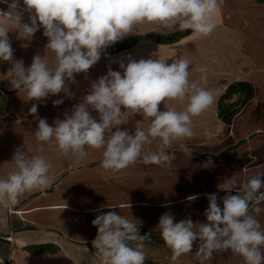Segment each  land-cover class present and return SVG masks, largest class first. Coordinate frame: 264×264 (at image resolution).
<instances>
[{"label": "clouds", "instance_id": "obj_1", "mask_svg": "<svg viewBox=\"0 0 264 264\" xmlns=\"http://www.w3.org/2000/svg\"><path fill=\"white\" fill-rule=\"evenodd\" d=\"M222 3L223 0H23L30 23L22 24L19 0H12L9 13L0 12V61L11 65L6 77L13 88L26 92L28 100L44 102L50 94L65 90L66 79L75 83L74 74L87 73L109 46L133 34L137 25L159 24L167 29L191 30L197 37L211 35L216 28L213 18ZM5 16L20 25L24 39L31 40L40 27L44 29L46 48L55 54L54 68L40 55L34 56L27 68L22 59L14 58ZM166 61L151 57L136 61L129 57L126 66L119 64L123 73L109 68L54 126L38 116V105L33 104L29 114L38 120L35 137L41 144L37 151L43 152V144L48 143L61 156L73 157L80 163L88 149H103L101 167L113 173L141 158L145 164L171 163L167 149L173 142L194 136L193 117L213 104L215 94L201 84L207 83L206 66L197 69L201 73L199 80H191V62L187 58L177 56L170 64ZM166 100L179 102L182 110L161 111L159 105ZM61 104L63 99L53 101L54 106ZM126 111L150 118L147 128L122 130ZM157 139V149L146 152L145 146ZM180 148L186 154L191 152L185 144ZM12 162L14 170L0 178V206L4 208L15 207L26 193L46 189L55 179L51 162L43 155L29 156L23 147L15 150ZM262 188V175L250 177L239 187L235 180L225 179L217 185L218 192L225 195L220 197L217 192L206 196L207 222L194 223L190 218L176 222L171 212L161 214L157 227L171 249L170 264H181L180 257L190 253L197 240L201 242L197 249L200 264L211 260L214 253L229 249L243 257L245 264H264V229L249 211L251 207L261 212L256 205L264 201ZM91 223L97 228L91 243L100 264H145L144 241L149 235H140L134 220L107 211L96 215ZM0 226H7L6 217L0 216Z\"/></svg>", "mask_w": 264, "mask_h": 264}, {"label": "rangeland", "instance_id": "obj_2", "mask_svg": "<svg viewBox=\"0 0 264 264\" xmlns=\"http://www.w3.org/2000/svg\"><path fill=\"white\" fill-rule=\"evenodd\" d=\"M218 13L222 15L219 23H228L232 26V30H227L228 32L225 30L219 32L229 35L230 47L227 45L228 48L225 45L211 47L209 41L211 35H209L195 36L159 49L161 46L155 41V37L149 36L144 39L145 41L134 43L132 47L110 54H101V59L87 73L74 74L75 83L66 79L64 91L57 95L50 94L52 101L63 99V104L52 106L50 118L53 121L62 120L65 112L69 111L73 105L79 104L90 91L92 84L99 77L106 75L109 68L123 73L119 64L123 62L126 66L129 57L136 61L150 57L166 59V62L170 64L177 56L187 58L191 62L189 68L191 80H199L201 73L197 69L206 66L207 83L201 82V84L215 94L213 104L201 115L193 117L194 136L191 139L173 142L167 149L172 157L171 163H166L164 166L145 164L141 158L135 164L113 173L101 167L103 149H88L86 158L80 163L75 162V167L71 163V166L66 168V172L70 175L63 177L62 181L75 179L74 187L77 190L75 194L80 195L77 203L84 202L89 206V208L76 209L79 212L74 214L75 235L83 237L97 235V228L91 222L96 215L107 211L119 212L120 215L134 220L136 224L159 232L160 229L157 227L159 217L165 212H171L176 222L188 218L194 223L207 222L204 216L208 207L206 196L217 193L219 183L231 178L239 187L252 176L264 175V28L261 27L263 30H259V25H264V0H223ZM142 26L143 24L137 25L133 34L117 43L120 44L139 33L168 34L179 29L178 27L167 29L159 24L146 23L141 32ZM147 53H149L148 56ZM153 53H156L155 57L152 56ZM42 58L48 61L50 68L55 67V54L51 50H47ZM231 79L250 81L255 92L254 96L233 117L231 124L227 125L218 118L216 106L220 95L218 92L223 84ZM20 97L28 99L26 92H22ZM8 98L9 104L6 108L14 113L16 117L14 121H16L19 105H15L16 109H12V96L9 95ZM168 108L182 110L183 105L172 100H166L159 105L161 111ZM92 115L98 120L97 113L93 111ZM124 119L126 124L120 127L122 130L127 128L129 131H134L135 127L146 129L150 121V118L127 111ZM14 121L0 122V164L3 162V156L14 154L18 147H23L26 152H34L41 144L35 137L36 129H31V125L25 124L17 126ZM13 122L14 126L6 130L4 125L7 126ZM54 124L55 122L50 126ZM20 130L33 133L31 135L33 138L27 139L23 144L19 143L13 133ZM236 141L239 143L233 144ZM159 143L158 139L154 140L151 145L145 146V151H155ZM180 144H185L191 150L190 154H186L180 148ZM54 149L55 147H51L48 143L43 144V154L50 162H52L50 157L53 156ZM60 160L58 159L57 165L61 164L65 158ZM53 166L56 165L53 164ZM82 172L90 174L88 176L86 174L72 175V173ZM193 196L196 199L189 198ZM120 198L118 202L136 205L133 206L136 208L122 207L117 210L110 208L111 205L118 203L116 200ZM99 204L105 206L101 211L100 207H95ZM256 206L261 208V212L256 213L250 207V214L264 229V201ZM80 216L92 220L80 222ZM90 245L92 246V243ZM143 251L147 259L159 264H170L171 249H161L145 244ZM180 261L181 264H200L197 251L181 256ZM205 264H245V262L243 257L229 249L214 253L213 258L205 261Z\"/></svg>", "mask_w": 264, "mask_h": 264}, {"label": "crops", "instance_id": "obj_3", "mask_svg": "<svg viewBox=\"0 0 264 264\" xmlns=\"http://www.w3.org/2000/svg\"><path fill=\"white\" fill-rule=\"evenodd\" d=\"M11 2L12 0H8V3L0 2V12L8 14V5ZM19 5L20 7L18 11L21 14L20 23H30V13L24 10L23 0H19ZM221 16L222 15L217 12L213 18L216 28L209 37V41L211 47L214 48L218 45H225L227 48V45H229L230 47L228 39L229 35H223L219 32H223L224 30H232V26L228 23H219ZM3 19L6 22V26L9 28L8 37L11 41L12 48L14 49V58L22 59L26 68L31 65L34 56H43V54L47 53V50L49 51V49L46 48L48 38L43 35L44 29L42 27H40L39 30L33 35L31 40H27L22 37V33L19 31L20 25L15 23L8 16L3 17ZM261 27L264 28V25H259V30H263ZM143 28L144 24L142 29L139 28L141 32L143 31ZM148 33L149 32L139 33L131 37L142 35L141 38L135 42V44H137L140 41H145L144 39H147V37L144 36ZM193 37L195 36L191 32L189 35L174 43L163 44L157 41L156 42L161 46L159 49H164L171 45H175L182 40H189ZM135 44H132L130 47ZM146 55L148 56L149 53ZM10 67L11 65L9 62L0 61V80L9 81L6 77V73ZM235 80L246 79L228 80L223 84L221 90L218 93H221L228 83ZM22 92L24 91L17 89L11 94L12 109H16L15 105H19V114H17L18 118L16 121L13 120L15 123H17V126L25 124L26 126L31 125V129H36L38 120H36L33 115L29 114V108L33 104H37L39 106L38 109L40 108V113L38 116L40 118H46L49 125L55 122L50 118L51 109L53 106L51 95L47 97L46 101L38 103L37 101L22 99V97H20L22 96ZM14 122L13 124H9L7 126L4 125L5 129L12 128V126L15 124ZM13 134L18 142L22 144L25 143L27 139L33 138L31 137L33 133H26L23 130L16 131ZM238 143L239 142L236 141L233 144ZM43 152H38L37 149H35L34 152L28 151L27 153L29 156L43 155L46 158L47 156H45ZM54 154L50 157V159L52 160V172L55 176V179L48 188L26 193L23 197H21L20 203L15 207L4 208L0 206V216L7 218V226H0V256L3 258L11 256L12 264H100L99 256L96 254L95 249L90 245L96 234H93L92 236L87 235L84 237L74 234V229L76 227V224L74 223V214L75 212H79L76 211V209L89 208V206H87L84 202L82 204L77 203L80 199V195L75 194V191H77L74 187L75 179H64L62 181L63 177L70 175L66 172V168H69L71 163H73L72 166L75 167V160L73 157L61 156L55 149ZM12 156L13 154H7L3 156V162L0 164V178H6L7 174L14 170L15 166L12 162ZM61 158H65V160H63L61 164L57 165L58 159L61 161ZM53 164L56 166H53ZM99 172L100 169L98 168V176L100 175ZM83 174L88 176L90 173H72V175L75 176H82ZM120 200L121 198L116 200V202ZM133 206L136 205H127L118 202L111 205L110 208L114 210L122 207H127L125 209L131 207L136 208ZM95 207H100V211L102 208H105V206H102L101 204H99V206L95 205ZM81 213L84 215L86 214L85 212ZM79 220L80 222H89V220L92 219H87L86 217L80 216ZM46 243L56 245L58 250L54 253H32L27 248L29 246L39 244L42 245Z\"/></svg>", "mask_w": 264, "mask_h": 264}, {"label": "trees", "instance_id": "obj_4", "mask_svg": "<svg viewBox=\"0 0 264 264\" xmlns=\"http://www.w3.org/2000/svg\"><path fill=\"white\" fill-rule=\"evenodd\" d=\"M191 30H176L168 34H156L150 33L146 34L144 37L154 36L155 41L163 44H170L177 42L181 38L189 35ZM141 36L131 37L129 40H126L122 43H115L114 45L109 46L104 53H113L124 48L130 47L136 41H138ZM17 89L13 88L10 84V81L0 80V122L9 123L16 119L14 113L9 112L6 108V105L9 104L8 96L14 93ZM254 87L251 82L246 80H235L226 85L224 90L220 93L217 99V115L218 118L225 124H231L233 117L246 105V103L254 96ZM264 176V175H262ZM264 191V188L261 189ZM226 193L219 191L218 195L222 197ZM235 194V193H233ZM140 235L148 234L149 239L144 241V244L161 248V249H170L168 248L164 241L161 238V233L157 230L148 229L141 225H137ZM201 242L197 240L192 251H197L198 245ZM28 250L32 253H41V252H50L54 253L58 250V247L51 243L39 244L34 246L27 247ZM96 251V250H95ZM145 264H159L151 259H147Z\"/></svg>", "mask_w": 264, "mask_h": 264}, {"label": "built area", "instance_id": "obj_5", "mask_svg": "<svg viewBox=\"0 0 264 264\" xmlns=\"http://www.w3.org/2000/svg\"><path fill=\"white\" fill-rule=\"evenodd\" d=\"M6 238H10V237H6ZM0 264H12V257L8 256L6 258H3L0 256Z\"/></svg>", "mask_w": 264, "mask_h": 264}]
</instances>
